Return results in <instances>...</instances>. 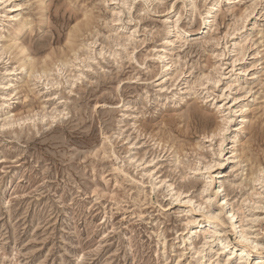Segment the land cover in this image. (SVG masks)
<instances>
[{
	"label": "rangeland",
	"instance_id": "1",
	"mask_svg": "<svg viewBox=\"0 0 264 264\" xmlns=\"http://www.w3.org/2000/svg\"><path fill=\"white\" fill-rule=\"evenodd\" d=\"M22 56L59 69L29 76ZM258 168L264 0H0V264H264ZM225 211L257 245L226 263Z\"/></svg>",
	"mask_w": 264,
	"mask_h": 264
},
{
	"label": "bare ground",
	"instance_id": "2",
	"mask_svg": "<svg viewBox=\"0 0 264 264\" xmlns=\"http://www.w3.org/2000/svg\"><path fill=\"white\" fill-rule=\"evenodd\" d=\"M218 2V0H216ZM13 10L19 12L21 10V5H16V6H13L12 7ZM216 9L215 8V5H212V7L209 9V13H211L212 10ZM19 14L16 15V17L18 16ZM209 15V14H208ZM242 16V15H241ZM244 16V15H243ZM202 21H205L204 18ZM91 18L90 16H87L86 14L84 15V19L80 22H78L74 27L73 29H71L69 35L67 36V52H72L74 53V55H76V45H75V39L78 37V35L82 32H84L85 30H89L91 28ZM205 23V22H204ZM2 49H3V53H12V54H16V55H23L24 53V48L23 46H20L19 44H17L16 42H9L8 43H5L4 45H2ZM54 54V53H53ZM260 52H257V55H259ZM26 56V55H25ZM25 56H22V58L19 61V65H18V69H27L28 73H29V76H33L34 74L36 73H39V76L41 74H44V75H47L48 72H50L52 69L49 67V65H53L56 66V62L53 63V59H49V61L47 60V58L45 59L44 61V65H43L39 70L36 68V66L39 64H36L35 62H33L32 60H25ZM53 56V55H52ZM50 57V56H49ZM66 57V56H65ZM47 60V62H46ZM49 62V63H48ZM59 64L61 65H64V63L66 62V60H59L58 61ZM40 65V64H39ZM57 69L58 66H56ZM38 75V74H37ZM38 78V76H36ZM41 77V76H40ZM39 77V78H40ZM16 89V88H15ZM16 91V90H15ZM238 111H242V109L238 110ZM196 114L195 112H190L189 113V116L187 118H190L192 120V118H195ZM240 117V120L239 122L237 123L236 127L235 128H239V131H243L245 130L247 127H249V124H250V118L248 117V115H241L239 116ZM198 118V117H197ZM202 120V119H201ZM248 122V123H247ZM247 123V124H246ZM201 124V123H200ZM237 130V129H236ZM219 131H222L219 129ZM214 136V134H212L211 136H209L211 139L212 137ZM208 138V136H207ZM229 144H231V146L229 148H225L223 149L224 151H226V153L224 154V156L228 155L226 158H225V162H227L228 164H231L232 161L235 162L234 160L235 159H239V156L240 154L237 153L238 149H237V144L238 142L233 139L231 136L228 137V142L226 144V146H228ZM219 146L221 147L222 146V143L220 142ZM243 149V148H241ZM223 150H221V152H219V155H221L223 153ZM182 151V150H181ZM223 155V154H222ZM230 162V163H229ZM238 162V161H237ZM204 168H208V166H204ZM227 168H230L229 166L226 167ZM119 169V168H117ZM231 169H232V166H231ZM120 170V169H119ZM193 170H198V168H194ZM232 171V170H231ZM255 171V172H254ZM263 169L262 168H258V169H254L253 171H251L250 175H254L253 177L250 178V181L251 182H256L258 181V179L260 178V175L262 174ZM219 174V172H217V174L214 176V178H216ZM159 182H163V181H159ZM153 185V184H152ZM171 185H169L168 187H170ZM210 186V185H209ZM171 189V188H170ZM208 190V188H204L202 189V192H206ZM177 198L180 197L181 193H177ZM213 195L217 198L218 197V200H217V208H225L228 204V201L226 200V196L221 192V189H220V185L219 186H215L214 187V190H213ZM210 202V200H208ZM206 201L200 203V204H197V209L200 210L202 208V204L205 203ZM187 203L188 204H191L192 203V200L191 199H188L187 200ZM207 213H209V217L215 219V220H218V216H215V213H214V210L213 211H207ZM224 219L228 225V228H229V231L232 232L233 234L236 232V234L238 235V237H236L234 240H235V246H232L230 241H225L224 239H218V244H219V250L222 251L221 253H225L226 254L224 255V263H226L230 258L233 257V255H237L239 256L238 258L240 259H243V258H247L249 256H251V252H252V249H255L256 248V244H253V243H250L249 244V241H248V238L240 233L237 229V220H236V217H235V214L232 213V211H225L224 213ZM210 223V222H209ZM202 222L200 221H195L194 223H192V229L193 230V233L196 232V230L201 226ZM214 233L210 232V235H212ZM192 235L190 233V235L188 236V242L191 243L192 239H191ZM249 245V246H248ZM251 245V246H250ZM232 246V247H231ZM228 247V248H226ZM251 249V251H250ZM250 251V252H249ZM251 264V263H250ZM255 264V262L253 263Z\"/></svg>",
	"mask_w": 264,
	"mask_h": 264
}]
</instances>
